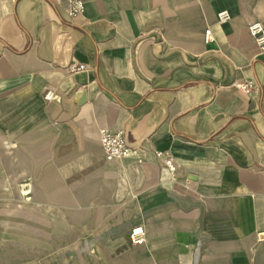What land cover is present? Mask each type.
<instances>
[{"label":"crops","instance_id":"crops-1","mask_svg":"<svg viewBox=\"0 0 264 264\" xmlns=\"http://www.w3.org/2000/svg\"><path fill=\"white\" fill-rule=\"evenodd\" d=\"M83 1L72 19L63 0H0V145L26 159L6 166L74 216L46 245L85 249L71 264H264V53L248 30L264 0ZM102 128L136 153L107 161ZM34 248L0 239V264H36Z\"/></svg>","mask_w":264,"mask_h":264},{"label":"rangeland","instance_id":"rangeland-1","mask_svg":"<svg viewBox=\"0 0 264 264\" xmlns=\"http://www.w3.org/2000/svg\"><path fill=\"white\" fill-rule=\"evenodd\" d=\"M17 149L9 142L0 145V163H4V167L0 168L3 176L0 195L4 197L0 199V206L4 209L3 215L0 216V239L22 241L34 238L36 264L85 262L88 257L85 249L46 245L58 243L59 239L70 238L71 233H66L65 230H69V227L73 229L74 216L60 210L62 206L54 201L49 203L27 199V168L6 166V163H23L26 160ZM29 190L32 191V185ZM10 196L15 198H6Z\"/></svg>","mask_w":264,"mask_h":264},{"label":"built area","instance_id":"built-area-1","mask_svg":"<svg viewBox=\"0 0 264 264\" xmlns=\"http://www.w3.org/2000/svg\"><path fill=\"white\" fill-rule=\"evenodd\" d=\"M65 2V9L70 18L76 19L81 17L85 12V3L83 0H63ZM229 10L224 9L217 13L219 23H226L231 19ZM249 33L254 38L259 46V49L264 53V24L257 20L253 21L248 26ZM205 40H213L211 29L205 30ZM87 66L84 63H72L69 65V71L75 72L79 70H86ZM238 86L246 94L253 96L257 90V83L254 80H247L239 83ZM54 96L53 91H48L45 95L46 99L50 100ZM101 146L107 161H113L129 157L136 153L137 148L132 147L123 130H111L102 128L100 130ZM158 158L163 160L164 169L169 177H174L177 172V165L174 157L168 151H156ZM131 241L135 245H143L146 242V229L143 225H137L131 230Z\"/></svg>","mask_w":264,"mask_h":264}]
</instances>
